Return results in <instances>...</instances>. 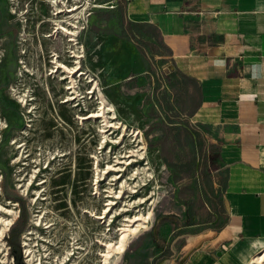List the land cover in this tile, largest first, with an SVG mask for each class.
Segmentation results:
<instances>
[{"label": "crops", "instance_id": "1", "mask_svg": "<svg viewBox=\"0 0 264 264\" xmlns=\"http://www.w3.org/2000/svg\"><path fill=\"white\" fill-rule=\"evenodd\" d=\"M123 1L163 39L119 54L128 74L144 56L138 112L167 193L117 264H247L264 249V0Z\"/></svg>", "mask_w": 264, "mask_h": 264}, {"label": "rangeland", "instance_id": "2", "mask_svg": "<svg viewBox=\"0 0 264 264\" xmlns=\"http://www.w3.org/2000/svg\"><path fill=\"white\" fill-rule=\"evenodd\" d=\"M57 2L63 9V12L55 14L57 18L67 19L64 23L70 28L73 26L68 24V20L76 21L78 25L75 33L83 45L84 54L79 58L80 67L95 77L106 97L115 104L120 120L129 127L141 129L146 159L128 164L136 158L130 150L136 148L137 143L129 133L119 144L110 142L105 148L107 151L112 146L110 156L101 162L104 169L98 183L102 199L95 197L91 156L101 150L100 123L90 118L81 121L78 115H87L95 110L97 100L95 93L91 96L92 93L87 92L92 86L83 75L78 98L71 103L61 102L67 95L63 88L65 80L57 82L53 78L54 74L49 73V61L53 50L64 59L69 54L66 51L68 47L62 48L61 38L52 40L54 36H44L54 27L52 21L44 20L55 19L52 12L57 9L51 0H0V121L6 122V125H0V206L12 210L7 212L0 207V264H27V248L33 255L34 263L28 261L30 264H56L61 260V264H102L99 250L104 249V245L96 240L104 241L108 237L100 234V225L84 215L83 209L93 203L96 211H100L106 198H114L118 202L112 213L116 207L123 206L128 208L126 214L133 216L150 205L152 218L147 223L149 227L167 193L164 169L154 157L149 129L143 126L138 112L140 108H147V105H141L145 86L138 82L144 56L133 51L129 54L130 61H134L130 73L120 71L123 61L120 60L119 43L132 42L121 35L117 1ZM68 8L75 10L66 12ZM71 48L79 49L74 45ZM22 49L25 53H21ZM22 57L29 71L20 63ZM20 66L24 68L22 76L17 73ZM21 94L32 98L23 105L19 99ZM27 106L32 109L31 113H26L29 110ZM112 120L119 121L118 118ZM108 133L116 139L122 134V129L112 127ZM13 141L21 147H16ZM17 156L21 157L20 162L14 163ZM46 164L48 167H44ZM107 164L112 165L110 170L106 169ZM138 166H149L146 176L142 172L139 174L145 176V184L143 181L136 184L140 178L134 174ZM34 168L41 170L26 193L20 185L27 182ZM41 180H46L43 185L38 184ZM125 180L128 183L123 185ZM37 190H42L44 199H32ZM120 190L122 198L106 196ZM139 198L146 201L143 203ZM3 217L11 219L4 229ZM37 218L47 222L49 227H38L35 224ZM123 221V215H119L108 226L111 239L117 238Z\"/></svg>", "mask_w": 264, "mask_h": 264}, {"label": "bare ground", "instance_id": "3", "mask_svg": "<svg viewBox=\"0 0 264 264\" xmlns=\"http://www.w3.org/2000/svg\"><path fill=\"white\" fill-rule=\"evenodd\" d=\"M51 3L57 9L56 12H52L54 14L55 19L54 18H52V19L48 18L44 21H47V22L52 21L54 24V27H52L53 30L51 31V33L44 34V36L45 37L54 36V38H52V40L58 39V38L63 39L61 42L62 48L66 49L68 47L66 51L69 52V54L67 56H65L64 59H62V58H60L61 56L58 53V51L53 50V52L51 51L52 52V54L50 56L51 60L49 61L51 63L49 73L52 75L54 74L53 78H56L57 82L59 80H65V83L63 84V88H64V90L67 91V95L62 98L61 102L71 103L78 97V94H79L78 88L80 87V83L82 81V78H84L83 75H85L87 82H89L90 84H93L92 89H90L87 92L92 93L91 96H93V93H95V100H97L96 109L87 115L86 114L85 115H78V117L81 121H84L85 119L90 118L94 122L99 121V123H100L99 124V132L101 134L100 135L101 137H100V141H99V149H101V150L92 154L91 157L93 158L92 165H93V170H94V180H95V184H96V186L94 187L93 193H94L95 197L97 195L98 199L101 200L102 199V190H101L100 186L98 185V183L101 179L100 178L101 172L104 169L101 167V162H102V160L109 158L111 148H112V146H110V148L106 151L105 150L106 146L110 142H114V143H118V144L121 143L125 134L129 133L132 137H134V139L133 138L132 139L134 141H137V143L135 145L136 148L130 150L132 152L131 155L136 156L135 159L128 161V164H132L133 161L138 162L140 160L146 159V144L143 140L141 129L129 127L128 124H126L125 122L120 120V118L118 117L117 111H116L115 104L106 97V95L104 94L102 89L99 87L98 82L95 79V77L91 76V74L88 73L89 71L84 70L83 68L80 67L79 58L84 56V54H83V45L78 41V39L76 37L77 34L75 33L77 31L75 28H78V25L76 24V21H69L68 20V24L73 26L71 28L68 27L64 23L65 21H67V19L61 20V19L57 18V15H55V14H58L60 12H63V9L58 5L57 0H51ZM14 8H13V11H15ZM73 10H75V9L74 8H68V9H66V12L73 11ZM23 21H25V19H23ZM58 33H60V35H58ZM73 45L79 49L71 48V46H73ZM21 53H25L24 49H22ZM20 63L21 64L25 63L23 57L21 58ZM24 68L27 71L30 70V68H28L26 66V64H24ZM24 68H23V66H20V68L18 69L17 73L19 76L23 75ZM47 86H48V84H47ZM12 89L14 90L13 87H12ZM48 89H49V87H48ZM31 98L32 97L31 96L29 97L27 94L26 95H22V94L19 95L20 102L23 103V105H25L27 102H29V99H31ZM26 108L29 109L26 113L32 112V109H30V107L27 106ZM117 118L119 121H113L112 120V119H117ZM0 125H6V122L0 121ZM28 125H29V123H27V126ZM112 127L122 129V134L116 139H112V137L108 133V130H110ZM13 144H16V142L13 141ZM16 147L20 148L21 144L17 143ZM131 155H128V156H131ZM20 156H17L16 159H13V162L14 163L20 162V159H21ZM55 157L56 156H54L53 158H55ZM23 163L25 164V162H23ZM21 164H22V162H21ZM48 165L49 164H46L44 167H48ZM111 168H112V165L107 164L106 169L110 170ZM148 168H149V166H142V167L138 166L136 172L134 173V174H136L135 176H137V175L139 176V174L141 172L145 173L144 175L146 176V173L148 172L147 171ZM40 170H41V168H34L33 173L31 174V177L28 178L27 182L24 181V183L20 185L24 188L22 191H25L27 193L28 187L34 182V179L37 177V173ZM145 176H139L140 178H139V180L136 181V184L140 183L139 181H143V184H145L146 183V182H144V180L146 179ZM45 181L46 180H41L40 182H38V184L43 185V183ZM127 183L128 182L125 180L123 185H125ZM132 187L133 186H131L130 188H132ZM110 192H113V191H110ZM121 192L122 191L120 190L117 193H114V195L107 194L106 196H108V197L113 196L115 198H122ZM39 197H41L42 199L45 198L44 195L42 194V190H37L36 196L32 197V199L36 200ZM151 197L152 196H150L149 198H151ZM141 200H142V198H139V201H141ZM142 201L144 203L146 200H144V198H143ZM117 202L118 201L115 200L114 198L113 199L112 198H106L105 202L103 203V208H101L100 211H96L95 205L93 203L89 207H86L83 209L84 215L88 216L90 219H92V221L97 222L98 225H100V227H98L100 234L105 236L106 238L108 237V239H106L104 241H103V239H99V238L96 240L100 244L104 245V247H103L104 249L99 250V252L101 253V256L103 257V259L101 260L102 264H115L119 254L124 251V247H125V244H126L128 238L131 235L137 233L143 227H146L147 223H149L150 219L152 218V209H151L150 205L146 210L141 211V209H140L139 213H135V214H133V216L126 214L128 208H125L123 206L121 208L116 207L115 211L113 210L114 212L112 213L111 210H112L113 206L115 204H117ZM135 202L136 201H134L133 203H135ZM0 207H2L7 212H12V210L5 209L3 206H0ZM123 212H125V213H123ZM119 215H123V220H124L123 226L119 227L120 232L117 234V238L115 240H113V239H111L110 234H108V230L110 229L108 226ZM2 220H3L2 221L3 222L2 228L4 229L9 225V223L11 222V219L3 217ZM35 224L38 227L41 226L42 228H48L49 227V224L47 222H45L44 220H42L41 218L35 219ZM106 226H107V228H106ZM98 228H96V229H98ZM1 234H2V231L0 232V235ZM31 251L32 250L29 248L26 249V256L28 257V261H32V258H33ZM39 262H41V259L38 261V263ZM32 263H34V262L32 261ZM59 263L60 262H58L56 264H59ZM61 263H63V260H61ZM247 264H264V249L262 251H260L258 254H255L254 256H252L247 261Z\"/></svg>", "mask_w": 264, "mask_h": 264}, {"label": "trees", "instance_id": "4", "mask_svg": "<svg viewBox=\"0 0 264 264\" xmlns=\"http://www.w3.org/2000/svg\"><path fill=\"white\" fill-rule=\"evenodd\" d=\"M118 7L121 15V35L133 40L142 53L146 54L149 49L158 51V48L164 45L161 32L156 26L144 22H132L125 18V3L123 0ZM145 36L150 37L152 41L145 40Z\"/></svg>", "mask_w": 264, "mask_h": 264}, {"label": "flooded vegetation", "instance_id": "5", "mask_svg": "<svg viewBox=\"0 0 264 264\" xmlns=\"http://www.w3.org/2000/svg\"><path fill=\"white\" fill-rule=\"evenodd\" d=\"M81 66V65H80ZM90 86H92L93 87V84H90ZM92 87H91V89H92ZM78 98V97H77ZM77 104H79V102H77ZM86 107V106H85ZM32 256V255H31ZM32 262V261H31ZM27 264H30V262H28L27 261Z\"/></svg>", "mask_w": 264, "mask_h": 264}]
</instances>
